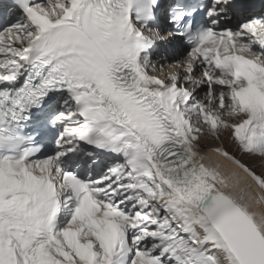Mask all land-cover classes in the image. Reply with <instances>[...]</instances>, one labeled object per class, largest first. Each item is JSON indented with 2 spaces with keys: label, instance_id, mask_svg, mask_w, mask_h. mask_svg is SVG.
Wrapping results in <instances>:
<instances>
[{
  "label": "snow or ice",
  "instance_id": "snow-or-ice-1",
  "mask_svg": "<svg viewBox=\"0 0 264 264\" xmlns=\"http://www.w3.org/2000/svg\"><path fill=\"white\" fill-rule=\"evenodd\" d=\"M250 8L11 0L0 264H264V13ZM209 138L234 169L202 153Z\"/></svg>",
  "mask_w": 264,
  "mask_h": 264
},
{
  "label": "rangeland",
  "instance_id": "rangeland-1",
  "mask_svg": "<svg viewBox=\"0 0 264 264\" xmlns=\"http://www.w3.org/2000/svg\"><path fill=\"white\" fill-rule=\"evenodd\" d=\"M262 10L260 11V13L258 12V14L264 13V8H261ZM205 144V147L202 148L201 151H205L208 148H214L219 146L220 141H215L211 138L207 139L206 141L203 142ZM230 144L231 147H234V149H228L229 151H232L239 159H241L242 162L244 163H248L250 165H253L255 167H257V170H259V161L258 158H254V157H249L245 155H241L238 151H236L235 146L229 142L227 139L224 140V146ZM226 147V146H225Z\"/></svg>",
  "mask_w": 264,
  "mask_h": 264
},
{
  "label": "bare ground",
  "instance_id": "bare-ground-1",
  "mask_svg": "<svg viewBox=\"0 0 264 264\" xmlns=\"http://www.w3.org/2000/svg\"><path fill=\"white\" fill-rule=\"evenodd\" d=\"M226 146V147H225ZM224 147L225 148H227V149H234V147H231V145L230 144H228V145H225ZM210 149L211 148H208V149H206L205 151H202V153L204 154V155H206L207 157H209V159L211 160V161H213V162H218V163H220L222 166H223V169H224V171L227 173V171H229V170H232V169H234L235 168V166L234 165H232L230 162H228V161H225L222 157H219V156H217L214 152H212V151H210ZM244 157H246V156H244ZM238 171V170H237ZM241 176H243V173H239ZM248 183H250V181H247ZM252 191H258V190H256L254 187H253V189H252ZM262 209H264V204H260V205H255L254 206V210H256V211H260V210H262Z\"/></svg>",
  "mask_w": 264,
  "mask_h": 264
}]
</instances>
